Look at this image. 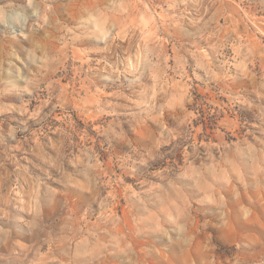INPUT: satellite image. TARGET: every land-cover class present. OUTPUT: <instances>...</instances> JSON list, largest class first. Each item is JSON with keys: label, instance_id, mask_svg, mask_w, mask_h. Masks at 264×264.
Returning <instances> with one entry per match:
<instances>
[{"label": "rangeland", "instance_id": "obj_1", "mask_svg": "<svg viewBox=\"0 0 264 264\" xmlns=\"http://www.w3.org/2000/svg\"><path fill=\"white\" fill-rule=\"evenodd\" d=\"M0 264H264V0H0Z\"/></svg>", "mask_w": 264, "mask_h": 264}]
</instances>
